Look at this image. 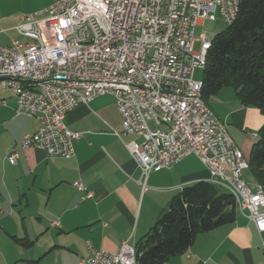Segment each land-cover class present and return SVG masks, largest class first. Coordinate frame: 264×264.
I'll list each match as a JSON object with an SVG mask.
<instances>
[{
    "label": "built area",
    "instance_id": "2783aa9c",
    "mask_svg": "<svg viewBox=\"0 0 264 264\" xmlns=\"http://www.w3.org/2000/svg\"><path fill=\"white\" fill-rule=\"evenodd\" d=\"M241 1L53 0L50 17L23 16L16 30L25 39L0 42V90L15 98V115L40 121L20 146L72 158L82 133L68 127V113L111 94L124 133L142 138L127 143L141 181L195 154L209 168L210 182L232 192L237 211L264 231V185L245 179L247 157L194 76L205 68L216 15L232 24ZM18 157L13 149L8 159L15 164ZM87 244L89 256L80 264H139L128 241L118 252Z\"/></svg>",
    "mask_w": 264,
    "mask_h": 264
},
{
    "label": "crops",
    "instance_id": "0c3cea01",
    "mask_svg": "<svg viewBox=\"0 0 264 264\" xmlns=\"http://www.w3.org/2000/svg\"><path fill=\"white\" fill-rule=\"evenodd\" d=\"M22 17L8 27L1 26L0 18V35L16 29ZM13 38L25 39L16 32L8 43ZM1 91L0 248L28 249L14 264H80L89 256L88 240L110 252H118L124 241L136 245L186 184L211 179L209 168L192 154L141 181L142 170L127 143L142 138L124 133L111 94L68 113V127L82 133L72 158L23 149V136L37 131L40 121L15 115V98ZM214 97L211 107L249 158L264 114L243 103L233 87L220 88ZM13 149L19 154L15 164L8 159ZM56 220L60 227L53 225ZM160 264H264V231L237 211L234 221L200 233L186 252Z\"/></svg>",
    "mask_w": 264,
    "mask_h": 264
},
{
    "label": "trees",
    "instance_id": "16d2710c",
    "mask_svg": "<svg viewBox=\"0 0 264 264\" xmlns=\"http://www.w3.org/2000/svg\"><path fill=\"white\" fill-rule=\"evenodd\" d=\"M207 53L203 96L233 87L242 102L264 114V0H242L237 19L214 35ZM249 169L264 185V124L256 134ZM237 216L236 199L210 181L186 184L136 246L139 264H160L187 251L195 238Z\"/></svg>",
    "mask_w": 264,
    "mask_h": 264
},
{
    "label": "rangeland",
    "instance_id": "374dc122",
    "mask_svg": "<svg viewBox=\"0 0 264 264\" xmlns=\"http://www.w3.org/2000/svg\"><path fill=\"white\" fill-rule=\"evenodd\" d=\"M53 4V0H0V18L2 19V27H8L9 24L15 22L18 23L20 17L30 14H36L37 18H46L51 16V12L46 11ZM44 11V12H43ZM22 15V16H21ZM19 18V20H18ZM209 25V22H205L202 25H198L196 28V36L200 34L203 28ZM227 24L220 14L216 15V21L213 24V30L209 33L211 37L227 28ZM15 28H9V31L0 35L1 43H8L9 39L16 34ZM195 49H199V42H197ZM195 78L202 80L204 76V68H197L194 74ZM227 87V86H225ZM231 87V86H230ZM3 93L2 91L0 92ZM6 93V92H5ZM0 94V95H1ZM214 95H211L209 99L213 100ZM214 103V101H212ZM151 126L155 128L153 122ZM245 179L249 182H255L252 171L248 168L245 171ZM232 193V192H231ZM21 246L14 247H2L0 248V264H14V260L18 255H22L23 252L28 253V249H22Z\"/></svg>",
    "mask_w": 264,
    "mask_h": 264
},
{
    "label": "bare ground",
    "instance_id": "6f19581e",
    "mask_svg": "<svg viewBox=\"0 0 264 264\" xmlns=\"http://www.w3.org/2000/svg\"><path fill=\"white\" fill-rule=\"evenodd\" d=\"M249 167V163H248V160H247V168Z\"/></svg>",
    "mask_w": 264,
    "mask_h": 264
}]
</instances>
